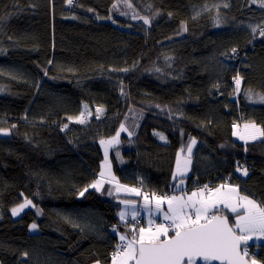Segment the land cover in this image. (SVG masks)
<instances>
[{"label":"trees","instance_id":"1","mask_svg":"<svg viewBox=\"0 0 264 264\" xmlns=\"http://www.w3.org/2000/svg\"><path fill=\"white\" fill-rule=\"evenodd\" d=\"M261 28L259 0H0V128L11 133L0 135V264H109L119 234L148 226L140 212L120 221V200L137 197L108 182L78 194L98 179L99 143L122 123L134 135L121 132L109 152L122 184L151 198L227 183L264 206V137L238 142L232 126L264 130V103L253 99L264 95ZM81 112L85 123L68 119ZM193 138L191 175L174 189L177 153ZM25 198L42 214L15 218ZM248 252L264 264V243Z\"/></svg>","mask_w":264,"mask_h":264},{"label":"snow or ice","instance_id":"2","mask_svg":"<svg viewBox=\"0 0 264 264\" xmlns=\"http://www.w3.org/2000/svg\"><path fill=\"white\" fill-rule=\"evenodd\" d=\"M67 4L71 5L73 0H66ZM258 0H252V3H257ZM259 6L264 8V0H259ZM116 4L112 5L115 9ZM130 7V5H129ZM223 7L227 8L229 5L225 3ZM88 11H93L89 8ZM123 14V13H122ZM159 13H157L158 15ZM171 16V13H169ZM219 15V14H218ZM97 19H103L97 15ZM135 18V17H134ZM195 18V17H194ZM75 19V17H73ZM111 19V17H109ZM144 24L150 25L151 21L147 17H140ZM115 23V21H113ZM219 25V22H218ZM182 31H187L186 23L181 24ZM255 34L257 29L252 28ZM259 36L264 37V28L259 31ZM11 39V38H10ZM231 53L235 56L238 49L233 47ZM51 63V61H49ZM121 71H128V69H121ZM47 75V70H44ZM242 77L237 74L234 77L235 89L240 90ZM123 94V90H122ZM249 99H252V90L249 89L246 93ZM259 102L264 103V95L255 94ZM87 109V105L84 106ZM97 113L103 111L102 108L96 109ZM91 115V113H88ZM84 112L80 113L79 117H69V120L75 119L77 123H85L83 117ZM99 118V115H97ZM16 125H12L15 128ZM68 125L65 124L64 128ZM237 128L238 125H233ZM252 131L249 132L248 130ZM64 130L63 128L61 129ZM246 134L239 135L234 132V135H239V139L245 143L248 140H256L264 137V130L258 128L254 123L245 125ZM121 132H127L128 136L134 135V132L125 127L122 123L120 131L116 136L108 141H101L104 146L105 162L102 169L109 167L108 164V147L113 144H118V137ZM8 129L0 128V135H10ZM161 140L166 138L159 134ZM196 140L193 138L187 146L188 156L181 161L180 153H177L176 170L173 173V179L177 177H184L189 170L191 164V153ZM223 147V145L221 146ZM183 151V149L181 150ZM247 151V149H245ZM238 166L237 172L241 175L247 176L248 169L246 167ZM101 179L84 187L79 191V196L93 188L96 191H101L103 182L105 180V172H100ZM109 182L115 181V177L111 176L110 170L108 172ZM184 180H180L182 185ZM178 187V186H177ZM123 188L124 191L141 195V192L136 188H128L121 186L117 182V191ZM111 195V191H109ZM186 197V198H185ZM155 202V211L152 208V201ZM144 208L147 210L149 220V227H140L138 230L136 226H132V236L123 234L119 236L122 243L118 244L116 250L111 254V264H249L245 257L249 256L248 241L254 236L256 238L264 237V206L258 204L255 200L250 199L246 195H241L238 186L229 185L227 183L221 184L219 187L210 188L207 184L203 188H197L190 195L186 193L180 196H157L155 193L149 198L144 194ZM120 203L128 206L132 205V219L135 220L139 212L135 210V203L131 201L121 200ZM167 205V210L164 209ZM36 208L37 215H41V209L37 208L32 200L24 199L23 203L11 209L12 215L17 216L26 207ZM225 211L234 214V223L229 222V216ZM157 213L162 214L164 221L169 223H155L154 217ZM119 218L124 221L128 213L125 211L119 212ZM38 228L36 223L30 225L29 230L34 231ZM116 231V228H113ZM171 232V235H170ZM243 250L241 249V246ZM25 258L28 253L22 254ZM100 264V261H96ZM251 264H257L256 259H251Z\"/></svg>","mask_w":264,"mask_h":264},{"label":"rangeland","instance_id":"3","mask_svg":"<svg viewBox=\"0 0 264 264\" xmlns=\"http://www.w3.org/2000/svg\"><path fill=\"white\" fill-rule=\"evenodd\" d=\"M253 99L255 100V101H258V99L256 98V95H254L253 96ZM259 102V101H258ZM252 123H254V122H247V123H243V124H240L239 125V127L238 128H236L235 130H234V132H236V133H238L239 135H242V134H246V130H245V125L246 124H252ZM258 128H261V126L260 125H258V124H256V123H254ZM262 129V128H261ZM249 132H251L252 130L251 129H249L248 130ZM126 134H128L127 132H126ZM239 135H234V138H235V140L236 141H238V142H242V143H244V141L243 140H241V139H239ZM121 136V135H120ZM120 136L118 137V140H119V142H120ZM113 138V137H112ZM112 138H109V139H107V140H103V141H108V140H110V139H112ZM262 138V137H261ZM261 138H258V139H256V140H259V139H261ZM250 141H254V140H248V142H250ZM99 145H100V148H101V150H102V152H103V155H104V160H103V162H102V164H101V171L103 170L104 172H105V180H104V182H108L109 184H111L112 186H113V189H114V192H115V194H117V195H120V196H130V197H137V199L136 198H131V199H126V198H122L121 200H126V201H131V202H134L135 203V210L136 211H138V212H140L141 213V215L148 221L149 220V216H148V213H147V210L144 208V203H145V201H144V194H146L145 192H142V194L141 195H139V196H137V195H135L134 193H129V192H126V191H124L123 190V188H121L119 191H117V182H118V184L119 185H121V186H127V185H124V184H122L121 182H119L117 179H116V177H115V175H114V173H113V171H112V164H111V161H110V158H109V152H110V150H111V148H113L114 146H116L117 144H113V145H111V146H109L108 147V164H109V167H105V168H103L102 169V165L104 164V162H105V154H104V146H102L101 145V143H99ZM195 147H196V144L193 146V149H192V153H191V164L189 165V170L187 171V173H186V175L184 176V177H188L190 174H191V167H192V154H193V151H194V149H195ZM178 153H180V157H181V161L183 162V160L188 156V152H187V148L185 149V150H183V151H179ZM176 160H177V156H176ZM109 170H110V173H111V176H114L115 177V181H111V182H109V179L107 178L108 177V172H109ZM175 170H176V163H175V168H174V172H175ZM173 172V173H174ZM98 179H101V177H100V175L98 176ZM97 179V180H98ZM182 178L181 177H177L175 180L173 179V188L174 189H176V188H179V187H181L182 185H186L187 184V180L185 179L184 180V183L181 185L180 184V180H181ZM104 182H103V184H104ZM178 186V187H177ZM128 188H134V187H129V186H127ZM137 189V188H136ZM137 190H139V189H137ZM239 193H240V191H239ZM241 194V193H240ZM241 195H244V194H241ZM249 197V196H248ZM250 198V197H249ZM250 199H252V198H250ZM120 200V201H121ZM152 208H153V211H155V202H154V200L152 201ZM164 207V206H163ZM29 208H32L31 206H29V207H26L24 210H23V212L24 211H26L27 209H29ZM164 209H165V207H164ZM125 211L126 213H128V215L126 216V218H125V220L124 221H121L122 223H126L127 222V220L128 219H130V218H132V215H131V212H132V205L131 204H129L128 206H125L124 204H122L121 203V209H120V211ZM23 212H21V213H23ZM20 213V214H21ZM18 216V215H17ZM17 216H14L15 218L17 217ZM120 219V218H119ZM154 220H155V223H156V221L157 220H160V222H167V221H164V219H163V216H162V214H160V213H157L156 215H155V217H154ZM148 226H149V224H148ZM148 226H146V227H143V228H147ZM31 232H35V233H37V232H39V227L36 229V230H34V231H31ZM124 233H121V234H119L118 235V239H119V236L120 235H123ZM120 240V239H119ZM261 243H264V238L263 237H261V238H256L255 236L252 238V239H250L249 241H248V245L250 244H261ZM98 261H100V260H98ZM92 264H96V262H93ZM100 264H104L103 262H101L100 261ZM109 264H111V259H110V263Z\"/></svg>","mask_w":264,"mask_h":264},{"label":"crops","instance_id":"4","mask_svg":"<svg viewBox=\"0 0 264 264\" xmlns=\"http://www.w3.org/2000/svg\"><path fill=\"white\" fill-rule=\"evenodd\" d=\"M186 186V185H185ZM185 186L184 185H182L181 187H179L178 189H180V190H182L183 191V188H185ZM239 190V189H238ZM192 193V191H189V192H187L186 194L187 195H190ZM241 193V192H240ZM241 194H243V193H241ZM180 195H184V193H181ZM179 195V196H180ZM186 198V197H185ZM164 207H165V210H167V205H164ZM230 213V212H229ZM230 214H232V213H230ZM233 215V214H232ZM234 219H235V217H232V223H234Z\"/></svg>","mask_w":264,"mask_h":264},{"label":"bare ground","instance_id":"5","mask_svg":"<svg viewBox=\"0 0 264 264\" xmlns=\"http://www.w3.org/2000/svg\"><path fill=\"white\" fill-rule=\"evenodd\" d=\"M232 126H233V125H232ZM190 175H191V174H190ZM181 178H182L183 180H185V179L187 180L188 177H181ZM228 179H230V178H228ZM230 180H231V179H230ZM184 186H185V185H184ZM167 222H168V221H167ZM156 223L158 224V223H163V222H160V220H157ZM243 247H244V246H242V250H243ZM250 262H251V261H250ZM216 263H217V262H216Z\"/></svg>","mask_w":264,"mask_h":264},{"label":"built area","instance_id":"6","mask_svg":"<svg viewBox=\"0 0 264 264\" xmlns=\"http://www.w3.org/2000/svg\"><path fill=\"white\" fill-rule=\"evenodd\" d=\"M210 188H214V187H212V186H210V185H208ZM163 223H169V222H163ZM120 243H122L121 241H119V243L118 244H120Z\"/></svg>","mask_w":264,"mask_h":264},{"label":"water","instance_id":"7","mask_svg":"<svg viewBox=\"0 0 264 264\" xmlns=\"http://www.w3.org/2000/svg\"><path fill=\"white\" fill-rule=\"evenodd\" d=\"M243 246V245H242ZM242 246H241V249H242ZM245 259H247L246 257H245ZM248 260V259H247ZM249 261V264H251V262H250V260H248ZM218 263V262H217Z\"/></svg>","mask_w":264,"mask_h":264}]
</instances>
